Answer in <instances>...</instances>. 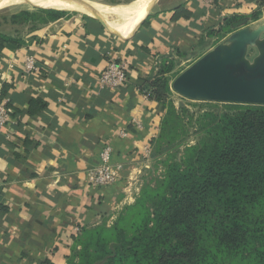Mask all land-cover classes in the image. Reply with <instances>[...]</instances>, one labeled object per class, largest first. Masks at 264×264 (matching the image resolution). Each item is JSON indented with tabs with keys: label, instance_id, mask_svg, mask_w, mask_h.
Here are the masks:
<instances>
[{
	"label": "crops",
	"instance_id": "crops-1",
	"mask_svg": "<svg viewBox=\"0 0 264 264\" xmlns=\"http://www.w3.org/2000/svg\"><path fill=\"white\" fill-rule=\"evenodd\" d=\"M254 1L159 0L130 35L90 16L61 17L1 50L0 102L13 114L0 130V264H67L82 230L110 226L134 203L161 120L141 88L172 75L177 61L209 54L211 34L247 17ZM26 57L37 72L26 71ZM115 60L128 64V81L101 88ZM106 147L118 179L90 185Z\"/></svg>",
	"mask_w": 264,
	"mask_h": 264
},
{
	"label": "trees",
	"instance_id": "trees-1",
	"mask_svg": "<svg viewBox=\"0 0 264 264\" xmlns=\"http://www.w3.org/2000/svg\"><path fill=\"white\" fill-rule=\"evenodd\" d=\"M52 11V21L65 16ZM177 14L189 17L182 8ZM245 18L225 19L220 34L239 29ZM21 43L0 35V52ZM169 76L141 88L165 113L151 142L154 168L168 153L164 140H176L178 112L165 104ZM236 107L212 117L179 161H164L162 180L145 177L134 203L110 226L82 230L67 264H264V106Z\"/></svg>",
	"mask_w": 264,
	"mask_h": 264
},
{
	"label": "rangeland",
	"instance_id": "rangeland-1",
	"mask_svg": "<svg viewBox=\"0 0 264 264\" xmlns=\"http://www.w3.org/2000/svg\"><path fill=\"white\" fill-rule=\"evenodd\" d=\"M88 1L96 2L103 6L114 7L128 5L134 2L135 0ZM253 4L255 6L250 10V13L247 15V18H245L247 19V22L244 23L242 27L237 30L228 32L224 35L220 34L219 30H216L214 33L211 34L212 49L210 53L207 54V56L210 55L211 58L222 57L225 53L231 52L235 45L241 43V48L239 49V57L236 59V62L233 61L230 64V67L231 69H233L236 65V67L238 68L236 75L241 76L244 80L253 77H264V0L258 2L254 1ZM35 7H42V9H36ZM43 8L49 7L28 3L25 5L0 10V35L16 39H22L27 34L37 31L43 26L49 24L50 22H52V17L55 16V14H52V12L54 11H52V9ZM61 12H64V17L84 15L75 11ZM24 13H29L31 16L26 17ZM254 16H257V19H255L256 21L251 20V18ZM205 58L206 56L195 57L188 63H182L183 60L181 59V64L179 63V61L176 62V65L172 64L173 73L169 76L170 95L165 101V104L167 106L174 107L175 110H177L178 112L179 121L177 124V128L174 130L176 140H174V142H170L166 139L164 140L165 144H163V147L168 150V153L165 155L164 158L162 157L163 160L161 164L158 165L156 168H154L156 162L152 161V164L150 165L149 169L146 170L147 172H145V175L142 177L143 180L141 182L140 190L144 185L145 177L147 178L146 181H150V179L154 178L151 183H153L154 181L156 182L162 180L164 174V161H166L167 159L171 160L173 158L179 161L183 157L185 148L194 145L195 139L200 135L198 134L199 130H206L205 127L210 126L212 117L214 118L215 116H217V119H220L224 112H228L232 109V107L237 108L236 106L240 105L217 103L203 99H189L179 95L174 91L172 84L175 78L186 70L193 68ZM167 67L171 69L170 66ZM164 116V110H162L161 108V118ZM168 134H171V132H168ZM158 135L159 131L155 138H157ZM151 171L154 172V175H149V172ZM152 187H154V184Z\"/></svg>",
	"mask_w": 264,
	"mask_h": 264
},
{
	"label": "water",
	"instance_id": "water-1",
	"mask_svg": "<svg viewBox=\"0 0 264 264\" xmlns=\"http://www.w3.org/2000/svg\"><path fill=\"white\" fill-rule=\"evenodd\" d=\"M68 1L82 5L81 0ZM156 2L157 0L153 1L151 8ZM93 18L106 27L101 18L97 16ZM144 19L139 22L133 32L138 29ZM240 48L241 43L235 45L231 52L225 53L222 57L211 58L210 55H206V58L196 66L175 78L172 84L174 91L189 99H203L225 104L264 105V77L244 80L236 75L238 69L236 65L233 69L230 67V64L233 61L236 62L239 57Z\"/></svg>",
	"mask_w": 264,
	"mask_h": 264
},
{
	"label": "bare ground",
	"instance_id": "bare-ground-1",
	"mask_svg": "<svg viewBox=\"0 0 264 264\" xmlns=\"http://www.w3.org/2000/svg\"><path fill=\"white\" fill-rule=\"evenodd\" d=\"M81 1L82 5L73 4L68 0H0V10L32 3L49 7L43 9L75 11L101 18L106 27L114 33L130 35L149 11L151 3L153 4L152 0H135L128 5L108 7L88 0Z\"/></svg>",
	"mask_w": 264,
	"mask_h": 264
},
{
	"label": "built area",
	"instance_id": "built-area-1",
	"mask_svg": "<svg viewBox=\"0 0 264 264\" xmlns=\"http://www.w3.org/2000/svg\"><path fill=\"white\" fill-rule=\"evenodd\" d=\"M25 69L28 73H35L38 68L32 57H26ZM129 67L125 61H110L99 80V86L105 89H120L128 81ZM12 111L5 101L0 102V130L5 128L12 118ZM110 149L106 147L100 154V162L90 169L86 175L90 185L106 187L118 179L120 167L110 162Z\"/></svg>",
	"mask_w": 264,
	"mask_h": 264
}]
</instances>
